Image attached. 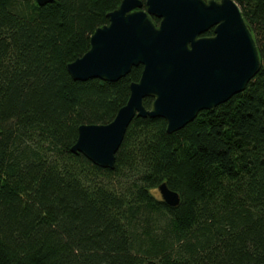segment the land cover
Instances as JSON below:
<instances>
[{"label": "trees", "instance_id": "obj_1", "mask_svg": "<svg viewBox=\"0 0 264 264\" xmlns=\"http://www.w3.org/2000/svg\"><path fill=\"white\" fill-rule=\"evenodd\" d=\"M236 1L256 76L172 133L135 116L108 169L72 147L82 124L114 119L143 66L117 81L67 66L122 0H0V264H264V0Z\"/></svg>", "mask_w": 264, "mask_h": 264}, {"label": "water", "instance_id": "obj_2", "mask_svg": "<svg viewBox=\"0 0 264 264\" xmlns=\"http://www.w3.org/2000/svg\"><path fill=\"white\" fill-rule=\"evenodd\" d=\"M51 1L37 0L39 5ZM108 17L109 23L91 35L89 50L67 66L82 81H117L133 66H143L111 122L79 127L72 151L100 167L115 168L135 116L162 117L172 133L200 111L243 91L261 68L257 41L236 0H122ZM211 28L214 34L204 35ZM149 96L154 98L151 108L144 104ZM158 190L169 205L180 203L179 193L167 183Z\"/></svg>", "mask_w": 264, "mask_h": 264}, {"label": "rangeland", "instance_id": "obj_3", "mask_svg": "<svg viewBox=\"0 0 264 264\" xmlns=\"http://www.w3.org/2000/svg\"><path fill=\"white\" fill-rule=\"evenodd\" d=\"M156 192V194H159L160 195V192L158 191V189H157V191H155Z\"/></svg>", "mask_w": 264, "mask_h": 264}]
</instances>
